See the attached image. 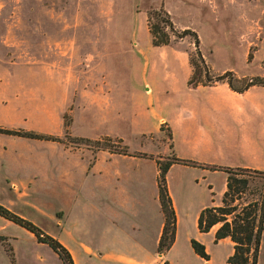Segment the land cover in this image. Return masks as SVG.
Masks as SVG:
<instances>
[{
    "label": "crops",
    "instance_id": "obj_1",
    "mask_svg": "<svg viewBox=\"0 0 264 264\" xmlns=\"http://www.w3.org/2000/svg\"><path fill=\"white\" fill-rule=\"evenodd\" d=\"M201 45L200 41L205 59ZM162 60L169 69L167 86H159L155 78L144 85L150 89H145L149 102L155 101L157 110L163 112L156 130L162 123L170 129L172 151L168 154L151 158L104 149L70 150L52 141L0 133V204L56 237L74 264H161L164 260L204 264L192 249L191 238L204 244L209 264L216 257L228 264L231 240L226 237L214 243L215 227L200 232L197 218L204 207L219 205L226 189V174L211 167L264 168V86H251L241 93L226 82L191 86L188 50ZM208 61L214 73L239 72L232 64L217 65L212 56ZM10 90L0 89V125L32 129L20 119V103L3 101L6 94L15 93ZM151 132L139 130L141 135ZM169 155L195 164L173 163L166 172L176 235L160 255L157 245L164 213L155 158ZM54 189L75 207L58 206L45 212L40 196L49 197ZM0 236L4 238L0 264H63L48 244L1 215Z\"/></svg>",
    "mask_w": 264,
    "mask_h": 264
},
{
    "label": "rangeland",
    "instance_id": "obj_2",
    "mask_svg": "<svg viewBox=\"0 0 264 264\" xmlns=\"http://www.w3.org/2000/svg\"><path fill=\"white\" fill-rule=\"evenodd\" d=\"M161 6L178 29L198 33L208 65L212 56L219 66L234 65V77L264 74V0H0V89L15 92L3 101L20 103V119L32 128L27 130L63 137L68 123L71 136L101 139L110 152L126 145L128 152L151 158L168 154L170 129L162 123L156 130L163 112L149 102L144 84L155 78L166 87L169 69L162 58L193 54L194 44L187 35L165 47L151 45L147 10ZM142 128L154 132L141 135ZM59 194L54 189L50 198L40 196L45 212L75 207ZM214 264L221 261L216 257ZM256 264H264V233Z\"/></svg>",
    "mask_w": 264,
    "mask_h": 264
},
{
    "label": "trees",
    "instance_id": "obj_3",
    "mask_svg": "<svg viewBox=\"0 0 264 264\" xmlns=\"http://www.w3.org/2000/svg\"><path fill=\"white\" fill-rule=\"evenodd\" d=\"M147 28L151 36V45L154 47L170 44L173 37L183 38L187 35L192 37L194 53H189L192 73L188 79V84L191 86L226 82L232 90L239 93L251 86H264V74L238 78L234 77L231 71L222 74L214 73L201 53L198 33L188 27L182 30L178 29L170 13L163 6L150 7L147 10ZM235 82H240L241 85H236ZM67 126L68 123H64L66 129L63 137L21 127L0 126V133L56 141L63 144H67V141L76 144L84 143L95 149L111 150L109 145H103L101 139L92 141L84 137L71 136L67 131ZM106 139L110 140V137H106ZM169 139H171V133ZM115 141L122 142V139L118 138ZM126 147L123 145V149L112 152L151 157L144 152L130 153ZM169 147L172 148L171 143ZM155 161L159 170L157 176L158 198L164 213V223L158 240L157 251L163 255L173 244L176 235V213L167 187L166 172L173 163H195L175 156L167 157L164 160L163 156H158ZM211 168L222 170L226 174V189L219 205L206 206L200 211L197 218V228L200 232H208L215 227L214 243L226 237L231 240L233 252L227 258L228 264H256L264 233V170L230 166H213ZM0 215L31 231L39 242L48 244L58 254L63 264H74L68 249L56 237L45 232L34 222L14 213L2 204H0ZM0 240L4 241V238L0 236ZM190 244L194 252L204 260V264H209L210 256L204 244L195 238L190 239ZM8 251H11L9 247ZM161 264H170V262L164 260Z\"/></svg>",
    "mask_w": 264,
    "mask_h": 264
},
{
    "label": "built area",
    "instance_id": "obj_4",
    "mask_svg": "<svg viewBox=\"0 0 264 264\" xmlns=\"http://www.w3.org/2000/svg\"><path fill=\"white\" fill-rule=\"evenodd\" d=\"M149 90H150L149 87L146 86V91H149Z\"/></svg>",
    "mask_w": 264,
    "mask_h": 264
}]
</instances>
